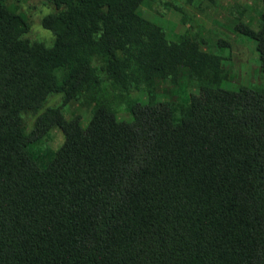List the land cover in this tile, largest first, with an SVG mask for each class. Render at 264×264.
Listing matches in <instances>:
<instances>
[{
    "label": "trees",
    "instance_id": "16d2710c",
    "mask_svg": "<svg viewBox=\"0 0 264 264\" xmlns=\"http://www.w3.org/2000/svg\"><path fill=\"white\" fill-rule=\"evenodd\" d=\"M49 1L47 45L0 0V264H264V88L222 87L231 54L169 37L144 0ZM237 29L264 72V0L258 27ZM180 71L199 92L156 101ZM52 93L62 104L25 130ZM72 100L86 126L64 115Z\"/></svg>",
    "mask_w": 264,
    "mask_h": 264
},
{
    "label": "rangeland",
    "instance_id": "374dc122",
    "mask_svg": "<svg viewBox=\"0 0 264 264\" xmlns=\"http://www.w3.org/2000/svg\"><path fill=\"white\" fill-rule=\"evenodd\" d=\"M12 11L22 14L29 22V30L25 36L31 40H39L47 45L53 42V32L45 28L42 17L53 11H58L49 0H5ZM139 6L138 12L145 18L161 25L165 33L176 38L186 29L199 32L206 38L203 48L213 46L225 56L229 76L221 82V86L228 89H238L242 85H259L264 88V72L260 69L259 57L255 48L253 37L242 33L237 26L248 25L252 29L258 27L263 0H148ZM147 5V6H146ZM181 8V10H179ZM229 44H217V41ZM197 82L180 71L177 82L169 78L155 84L154 99L184 102L191 93H198ZM132 94L133 91L131 90ZM141 102L148 101L143 92L136 95ZM63 93H52L45 100L43 106L36 112L27 111L22 114L24 129L29 131L34 124L36 116L47 106L61 105ZM118 114L129 119L125 113L122 102H116ZM65 116L80 113V123L86 126L89 119V107L83 106L79 101L72 100L62 105ZM126 115V116H123ZM64 135L58 128L52 130L49 142L57 148L63 141Z\"/></svg>",
    "mask_w": 264,
    "mask_h": 264
},
{
    "label": "crops",
    "instance_id": "0c3cea01",
    "mask_svg": "<svg viewBox=\"0 0 264 264\" xmlns=\"http://www.w3.org/2000/svg\"><path fill=\"white\" fill-rule=\"evenodd\" d=\"M207 48H208V49H211V48H213V46L211 47L210 45H208ZM212 50H213V49H212ZM225 66H226V65H225Z\"/></svg>",
    "mask_w": 264,
    "mask_h": 264
}]
</instances>
